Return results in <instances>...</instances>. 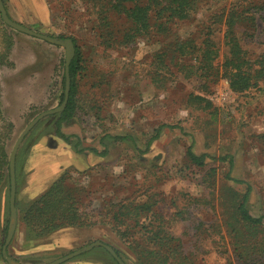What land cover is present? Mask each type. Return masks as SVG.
<instances>
[{
	"label": "rangeland",
	"instance_id": "1",
	"mask_svg": "<svg viewBox=\"0 0 264 264\" xmlns=\"http://www.w3.org/2000/svg\"><path fill=\"white\" fill-rule=\"evenodd\" d=\"M2 2L15 23L58 41L74 39L83 54L76 115L62 127L70 142L56 135V114L41 120L20 146L18 223L7 251L12 263L51 264L101 242L119 251L125 264H142L143 248L154 246H147L140 234L131 242L117 236L106 225L112 222L105 213L109 205L146 204L151 211L146 210L140 221L157 213L147 224L161 226L181 240L192 263L243 264L238 236L229 234L226 226L228 205L221 198L230 199L227 187L243 194L251 186L250 211L264 217V83L235 94L226 80L213 83L199 77L200 51L195 47L202 46L211 30L222 64L229 55L227 27L211 24L210 18L237 6H259L263 10L255 16L256 26L245 23L237 30L249 58L258 59L264 54V0H196L198 12L192 20L169 22L164 33L154 27L148 36L124 47L116 40L112 48L104 45L97 18L83 0H26L28 10L22 0ZM39 6L47 9L46 18L39 17ZM111 23L116 38L127 27L126 20L116 16ZM4 28L0 53L6 56L3 38L14 44L7 58L0 59V133L7 135L10 156L25 128L60 105L66 51L5 24ZM187 41L185 54L174 52L178 43ZM160 126H165L160 138L150 144ZM190 147L198 156L233 157V166L229 160L210 159L203 168L195 167L187 158ZM228 175L243 184H234ZM62 176L92 222L36 238L22 221L26 207ZM10 193L9 184L0 188V264H7L1 255L12 226ZM132 224L128 221L119 229ZM246 234L253 245L260 239L248 230ZM252 250L250 257H258ZM64 264L118 263L98 246Z\"/></svg>",
	"mask_w": 264,
	"mask_h": 264
},
{
	"label": "trees",
	"instance_id": "2",
	"mask_svg": "<svg viewBox=\"0 0 264 264\" xmlns=\"http://www.w3.org/2000/svg\"><path fill=\"white\" fill-rule=\"evenodd\" d=\"M83 2L91 11L92 14L90 13V15L97 18L101 30L100 38L104 45L109 48L114 46L113 42L116 40L119 46L124 47L132 44L137 39L148 36L154 27H157L158 32H167L166 26L169 22L192 20L198 12L196 0H83ZM262 10L259 6H246L244 8L237 6L231 8L228 13L224 10L219 15L210 18L211 24L224 23L227 27L225 40L229 55L222 64H219V49L211 39L210 30L203 40L202 46L200 48L195 47V49L198 48V51H200L198 57L199 77L210 80L213 83L219 80H226L230 90L235 94H244L264 83V54L256 60L250 59L248 53L243 49L242 39L237 33L239 26L245 23L253 24L254 28L256 26L255 16L257 12ZM115 16L117 19H125L127 24V27L119 32L118 35L120 36H117V38L109 29ZM1 27L4 29V33H7L0 13ZM244 28L246 27L244 26ZM247 36L253 38V35ZM71 40L75 47V57L71 62L69 71L71 79L70 97L66 109L59 114L56 122V135L66 143H69L70 139L63 134L62 127L64 124L71 123L76 115L75 95L77 93V80L83 64V54L74 39ZM2 44L6 52V56H4V52L0 53V59L2 57L3 60L4 57L7 58L14 44L7 37L3 38ZM189 46V41L178 43L174 52L182 56L186 53ZM65 79L66 76H64V91ZM62 97L64 98V94ZM164 128L165 126H160L155 130L156 134L151 139L150 144L160 138ZM6 136V134L0 133V188L6 184L11 187L10 156L7 151ZM93 152L97 154L96 151ZM105 155L106 152L100 156ZM187 158L191 165L198 168H203L207 160L210 159L219 162L229 160L230 166H233V157H222L216 160L206 154L198 156L194 153L192 147L187 150ZM227 178L234 184H243L241 181L231 179L229 175ZM224 190L228 192L230 197V199H226L225 196L221 198L228 205L226 212H229V216L226 226L229 234H237L238 236L236 244L241 250L239 258L244 260L243 264H264V217H254L250 211L251 186H247L243 194L229 187ZM84 206L85 204L78 201L66 178L62 176L45 194L26 207L22 221L36 238H45L68 227H89L92 222V216L89 217L85 213L86 209ZM146 210L148 212L151 211V208L146 204L142 206H134L132 204L109 205L105 216H108L112 223L106 225L112 226L111 228L117 233V236L122 239L130 238L131 242L133 238L140 234L145 237L147 246H154L152 248L154 250L143 248L141 253L142 256L144 254V257H141L143 260L142 264H194L184 252L181 240L171 233L161 230V226L154 228L151 224H147L150 218L159 216L157 213H149L148 217L140 221V218L147 213ZM128 221L133 224L127 225L124 230L119 229ZM246 230L254 233V235H260L259 241L254 245L249 243ZM3 247L1 258L5 263L9 264L4 258ZM140 247V245H136L137 249H140ZM251 249L256 251L258 257L253 255L250 257L248 252ZM114 251L122 260L120 252Z\"/></svg>",
	"mask_w": 264,
	"mask_h": 264
},
{
	"label": "water",
	"instance_id": "3",
	"mask_svg": "<svg viewBox=\"0 0 264 264\" xmlns=\"http://www.w3.org/2000/svg\"><path fill=\"white\" fill-rule=\"evenodd\" d=\"M0 13L2 16V20L4 22L5 25H7L8 27L12 28V29H16L21 33H24L26 35H29L31 37H35L38 39H42L46 42H51L57 46H61L63 48H65L66 50V55H65V74H66V86H65V101L62 105V107H60L59 109L55 110V111H49V112H45L42 113L41 115H39L38 117H36L26 128L25 130L21 133V135L19 136L12 152L10 155V175H11V193H10V210H11V217H12V226L11 229L8 233L5 245L3 247V255L4 258L6 259V261L9 264H13L11 259L7 256L8 254V247L11 243V241L14 238L15 232H16V228H17V223H18V218H17V210H16V159H17V155L20 149L21 144L23 143V141L25 140V138L29 135V133L38 125V123L45 117L53 115L55 113H59L61 112L64 107L66 106L68 99H69V95H70V88H71V79H70V65L72 60L75 57V47L74 44L72 42V40H64V41H58L56 39H52L50 37H47L45 35H41L37 32H34L26 27H23L17 23H15L14 21L11 20V18L8 16L7 11L4 7V4L2 2V0H0ZM103 247L105 248L115 259V261L118 264H125L115 253L114 249H112L111 247L101 243V242H96L94 243L92 246L88 247L85 250H79L76 251L64 258H61L51 264H64L80 255H82L85 251H89L95 247Z\"/></svg>",
	"mask_w": 264,
	"mask_h": 264
},
{
	"label": "crops",
	"instance_id": "4",
	"mask_svg": "<svg viewBox=\"0 0 264 264\" xmlns=\"http://www.w3.org/2000/svg\"><path fill=\"white\" fill-rule=\"evenodd\" d=\"M25 1H26V0H22L23 5H24V6L27 8V10H28V6L26 5ZM27 1H28V0H27ZM24 6H23V7H24ZM15 7H16V10H18V7H20V6L17 7V5H16ZM25 7H24V8H25ZM39 7H41V8H40V15H39V17L46 18V17L48 16V11H47V9H46V8H45V9L42 8V6H39ZM17 15H18L19 17L23 18V16H22L19 12H17ZM9 16H10V15H9ZM15 21L22 23L20 20H15Z\"/></svg>",
	"mask_w": 264,
	"mask_h": 264
},
{
	"label": "flooded vegetation",
	"instance_id": "5",
	"mask_svg": "<svg viewBox=\"0 0 264 264\" xmlns=\"http://www.w3.org/2000/svg\"><path fill=\"white\" fill-rule=\"evenodd\" d=\"M35 38V37H34ZM66 40H69V39H66ZM65 49V48H64ZM66 51V50H65ZM65 76H66V74H65ZM65 86H66V79H65ZM69 97H70V95H69ZM64 101H65V91H64V98L62 99V101L60 102V105L55 109V110H57V109H59L60 107H62V105H63V103H64ZM68 102H69V99H68ZM68 102H67V104H68ZM67 104H66V106L64 107V109L61 111V112H59V113H55V114H53V115H56V114H60V113H62L65 109H66V107H67ZM55 110H53V111H55ZM47 112H49V111H47ZM45 113V112H44ZM42 114V113H41ZM40 114V115H41ZM50 116H52V115H50ZM47 117H49V116H47ZM46 118V117H45ZM45 118H43V119H45ZM42 119V120H43Z\"/></svg>",
	"mask_w": 264,
	"mask_h": 264
}]
</instances>
